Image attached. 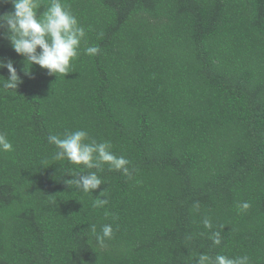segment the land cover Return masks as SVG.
Returning <instances> with one entry per match:
<instances>
[{
  "label": "trees",
  "instance_id": "trees-1",
  "mask_svg": "<svg viewBox=\"0 0 264 264\" xmlns=\"http://www.w3.org/2000/svg\"><path fill=\"white\" fill-rule=\"evenodd\" d=\"M61 2L86 31L66 76L25 73L0 35L21 78L0 88L13 145L0 153V264H196L201 253L264 264V0ZM12 11L0 0V15ZM76 130L110 142L131 177L56 160L48 136ZM89 171L103 182L92 193L65 183ZM105 224L101 246L90 226Z\"/></svg>",
  "mask_w": 264,
  "mask_h": 264
},
{
  "label": "clouds",
  "instance_id": "clouds-1",
  "mask_svg": "<svg viewBox=\"0 0 264 264\" xmlns=\"http://www.w3.org/2000/svg\"><path fill=\"white\" fill-rule=\"evenodd\" d=\"M11 3L14 11L0 15V35L5 36L14 51L25 58L28 73L33 64L46 69L49 75L66 76L70 73L72 62L79 56L82 41L86 38V31L78 22L77 17L61 0H50L47 9L38 14L40 0H3ZM39 49V51H38ZM100 49L97 46H88L85 53L95 56ZM7 69L9 76L0 80V88L3 90H15L21 83V78L14 67L13 61L0 58V69ZM48 142L56 146L54 158L56 160L67 159L71 164L86 169L102 170L104 164L110 169L122 172L124 176L131 177L129 160L124 156H116L112 151L110 142H97L90 139L87 131H66L63 138L58 135H49ZM13 151L12 143L4 134H0V153ZM73 179L65 181L71 187L75 186L84 193H92L103 183L96 171L86 174L77 173ZM104 192V191H102ZM101 192V193H102ZM102 197V196H100ZM97 197L93 206L102 208L108 204L106 198ZM251 205L244 202L238 205L239 210L247 211ZM206 228H211V221H203ZM92 233L97 242L103 246L106 240L113 238V228L105 224L101 233L96 232L95 225H91ZM213 244L221 243L220 233L212 235ZM196 264H250L247 255L230 258L225 255H216L213 259L207 254L201 253L196 258Z\"/></svg>",
  "mask_w": 264,
  "mask_h": 264
}]
</instances>
